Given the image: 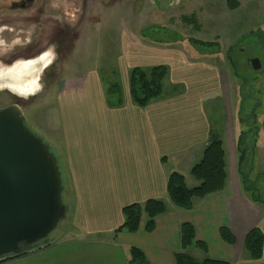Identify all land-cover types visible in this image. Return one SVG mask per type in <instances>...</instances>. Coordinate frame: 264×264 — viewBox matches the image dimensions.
I'll return each mask as SVG.
<instances>
[{
  "label": "crops",
  "instance_id": "0c3cea01",
  "mask_svg": "<svg viewBox=\"0 0 264 264\" xmlns=\"http://www.w3.org/2000/svg\"><path fill=\"white\" fill-rule=\"evenodd\" d=\"M126 49L122 59L124 64L130 60L128 69L120 60L114 67L115 72L123 68L127 76L124 87L111 85L119 87L118 95H111L98 75L83 74L64 81L56 96L57 106L50 112L58 117L54 126L57 136L49 133L48 141L62 165L70 195L63 237L49 248L2 264H131L132 249L139 250L147 264H177L175 257L183 252L180 227L187 223L206 248L203 252L194 246L193 253L186 251L199 262L264 264V248L259 260H252L244 249L253 229L264 235V206L245 192L234 152L229 167L222 139L225 189L196 200L190 211L176 208L169 200L167 185L173 172L183 175L189 188L199 185L191 170L213 137L203 110L206 95L201 85L197 90L191 85L195 68L187 62L178 68L159 63L155 50L131 44ZM141 54L145 56L132 65L133 56ZM161 65L168 68L164 84L170 81V93L164 92L145 108L136 106L130 96L128 70ZM212 74L204 70L199 78ZM259 146L252 151L253 161ZM229 168L235 179L234 191L228 190ZM151 200L162 201L169 209L156 218L152 233L145 231V219L135 234L115 233L124 222V208L144 206ZM222 228L230 231L233 244L222 239Z\"/></svg>",
  "mask_w": 264,
  "mask_h": 264
},
{
  "label": "rangeland",
  "instance_id": "374dc122",
  "mask_svg": "<svg viewBox=\"0 0 264 264\" xmlns=\"http://www.w3.org/2000/svg\"><path fill=\"white\" fill-rule=\"evenodd\" d=\"M42 1L50 18L40 20L39 32L45 37L40 35L36 42L43 40L41 47L51 46L49 58L55 62L45 73L52 78L43 77L46 87L41 95L29 103L20 101L35 135L49 147L48 134L57 136L54 126L58 117L50 112L57 106L56 96L66 79L93 74L106 89L112 83L122 88L127 76L121 67L114 70L119 60L124 64L122 53L128 50L127 45L155 50L159 63L178 68L187 62L195 68L197 75L191 85L196 90L201 85L206 95L203 110L212 136L224 141L229 167L233 152L236 166L244 151L251 155L249 145L238 149L240 135L251 138V145L260 144L254 161L246 159V172L242 173L254 193L256 181L264 193V0H238L235 10L229 8L228 0ZM192 39L214 45L201 47L192 44ZM140 56L145 54L134 55L132 65ZM255 58L261 62L258 71L251 65ZM129 61L124 64L127 69ZM204 70L213 74L199 78ZM164 86L169 94L170 81ZM228 190H235L232 172ZM67 226L68 219L59 224L50 237L53 245L61 240ZM192 249L187 253H193Z\"/></svg>",
  "mask_w": 264,
  "mask_h": 264
},
{
  "label": "water",
  "instance_id": "95a60500",
  "mask_svg": "<svg viewBox=\"0 0 264 264\" xmlns=\"http://www.w3.org/2000/svg\"><path fill=\"white\" fill-rule=\"evenodd\" d=\"M25 122L19 106L0 110V262L49 246L70 212L59 159Z\"/></svg>",
  "mask_w": 264,
  "mask_h": 264
},
{
  "label": "trees",
  "instance_id": "16d2710c",
  "mask_svg": "<svg viewBox=\"0 0 264 264\" xmlns=\"http://www.w3.org/2000/svg\"><path fill=\"white\" fill-rule=\"evenodd\" d=\"M228 6L231 10L237 9L239 7L238 0H228ZM190 41L194 45L206 48L214 45L193 39ZM167 75L168 68L163 65L153 67L149 70H144L139 67L133 68L130 73V96L133 103L140 108H145L154 100L161 98L165 92L164 80ZM108 91H110L111 95L115 93L118 95L120 93V89L117 85L109 87ZM250 143L251 138L247 140L243 135H240L238 139V149L249 145V147L252 148V151H255L256 143L253 145ZM245 153L246 151L241 155L239 161V174L242 178L245 192L253 202L264 206V193H262L257 186L258 182H253L255 185V193L258 194L257 196H255L253 191L254 187L251 188V193L250 187L245 183L244 173L246 170L243 166L247 163L246 159L251 157L250 154L247 155V153ZM59 165L61 171H63L61 163H59ZM191 176L199 182L197 187L189 188L186 185L184 176L177 172H173L169 176L167 185L168 197L171 203L178 209L190 211L193 209L196 200H202L211 194L221 192L225 189L227 181L226 154L223 148V143L219 138L212 137L210 144L203 153L201 161L191 170ZM63 182L65 188L63 201L70 207V195L64 178ZM168 210L166 203L156 200L148 201L144 206L138 204L128 206L123 210L124 222L115 233L126 232L135 234L139 231L143 219L146 220L145 231L147 233H152L155 230L156 218L167 213ZM220 233L225 242L229 244L234 243V239L228 229L222 228ZM180 242L181 250L183 252L176 255L175 259L177 264H229L227 262L210 259L199 262L186 253L189 248L194 246L201 249L203 252L206 250L205 245L196 240L195 229L191 224H183L180 227ZM52 245L53 243L46 248L51 247ZM263 248L264 235L260 229L255 228L247 235L244 241V249L252 260H259L263 256ZM131 254V263L147 264L143 254L139 250L132 249ZM10 260L14 259L2 261L0 264Z\"/></svg>",
  "mask_w": 264,
  "mask_h": 264
},
{
  "label": "flooded vegetation",
  "instance_id": "af4514ba",
  "mask_svg": "<svg viewBox=\"0 0 264 264\" xmlns=\"http://www.w3.org/2000/svg\"><path fill=\"white\" fill-rule=\"evenodd\" d=\"M41 3L44 2L0 0V97L4 96L0 110L19 106L24 114L20 101L29 103L41 95L46 87L43 77L52 78L45 73L55 62L49 58L51 46L41 47L43 40L41 44L36 42L37 37H45L39 32L40 20L50 18L46 3L36 11ZM25 123L33 129L27 119Z\"/></svg>",
  "mask_w": 264,
  "mask_h": 264
}]
</instances>
